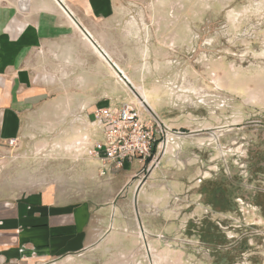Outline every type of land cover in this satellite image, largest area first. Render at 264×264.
Wrapping results in <instances>:
<instances>
[{"label":"rangeland","instance_id":"rangeland-1","mask_svg":"<svg viewBox=\"0 0 264 264\" xmlns=\"http://www.w3.org/2000/svg\"><path fill=\"white\" fill-rule=\"evenodd\" d=\"M93 6L101 13L88 14ZM77 7L107 54L81 36L35 59L46 93L0 151V198L55 189L119 222L100 249L32 263L264 264V0ZM124 102L144 107L162 143L152 166L133 162L122 187V171L95 174L81 137L92 136L93 108Z\"/></svg>","mask_w":264,"mask_h":264},{"label":"crops","instance_id":"crops-1","mask_svg":"<svg viewBox=\"0 0 264 264\" xmlns=\"http://www.w3.org/2000/svg\"><path fill=\"white\" fill-rule=\"evenodd\" d=\"M23 2L28 3L27 8L17 7ZM78 2L17 0L14 9H0V151L8 140L17 141L27 118L40 106L46 93L32 67L47 47L83 36L97 52L93 42L103 49L97 32L92 27L88 30L77 17ZM90 9L88 14L101 13L98 6ZM91 161L98 175L99 165ZM131 166L119 174L122 187L135 174H128L129 179L123 181ZM58 197L55 189H39L0 198V264L66 260L87 250L100 249L107 229L118 227L116 213L108 221L100 211L92 212L87 203L67 202Z\"/></svg>","mask_w":264,"mask_h":264},{"label":"built area","instance_id":"built-area-1","mask_svg":"<svg viewBox=\"0 0 264 264\" xmlns=\"http://www.w3.org/2000/svg\"><path fill=\"white\" fill-rule=\"evenodd\" d=\"M140 109L147 112L142 105L124 102L96 106L91 111L92 136L83 135L81 143L86 156L98 163L101 176L109 171H122L133 162L141 166L155 163L162 136L154 118L147 112L149 120L144 121ZM15 141L7 143L13 146Z\"/></svg>","mask_w":264,"mask_h":264},{"label":"bare ground","instance_id":"bare-ground-1","mask_svg":"<svg viewBox=\"0 0 264 264\" xmlns=\"http://www.w3.org/2000/svg\"><path fill=\"white\" fill-rule=\"evenodd\" d=\"M138 98V97H137ZM140 99V98H139Z\"/></svg>","mask_w":264,"mask_h":264}]
</instances>
